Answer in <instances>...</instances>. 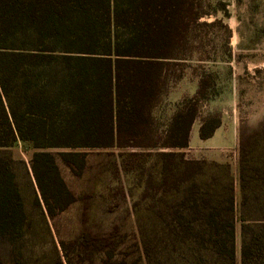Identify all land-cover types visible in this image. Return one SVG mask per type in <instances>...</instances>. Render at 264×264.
I'll return each mask as SVG.
<instances>
[{
  "label": "trees",
  "instance_id": "16d2710c",
  "mask_svg": "<svg viewBox=\"0 0 264 264\" xmlns=\"http://www.w3.org/2000/svg\"><path fill=\"white\" fill-rule=\"evenodd\" d=\"M205 15L201 0H0V148L20 141L33 149L34 203L42 200L47 215L75 201L49 150H62L60 158L75 166L78 149L147 150L163 190L150 205L156 223L141 234L146 264H236L232 185L214 187L204 163L177 151L188 146L206 79L163 131L153 115L171 78L181 77L172 72ZM220 123L217 114L203 116L199 137H211ZM239 152L245 210L251 182L264 178L244 144ZM27 227L12 163L0 155V244L12 262ZM262 230L242 223L240 264H264ZM102 264L115 263L107 256Z\"/></svg>",
  "mask_w": 264,
  "mask_h": 264
},
{
  "label": "rangeland",
  "instance_id": "374dc122",
  "mask_svg": "<svg viewBox=\"0 0 264 264\" xmlns=\"http://www.w3.org/2000/svg\"><path fill=\"white\" fill-rule=\"evenodd\" d=\"M201 5L207 13L200 19L203 25L194 27L186 60L172 72L181 77L171 78L153 115L163 131L180 102L195 93L199 79H206L207 98L200 103L188 146L177 151L204 163L206 181L211 175L214 187L232 185L235 261L240 264L242 223L262 226L264 233V211L257 210L264 205V179L251 182L245 210L239 180V144L264 178V132L253 133L264 129V0H201ZM207 114L219 115L221 123L211 137L201 139L198 129ZM61 151L49 150L75 201L47 215L42 200L40 206L34 203L33 149L20 141L0 148L12 163L28 216L17 260L11 261V250L2 243L0 264H102L107 256L115 264H146L141 234L156 223L150 205L163 190L155 159L143 149H78L81 164L75 166L60 158Z\"/></svg>",
  "mask_w": 264,
  "mask_h": 264
}]
</instances>
